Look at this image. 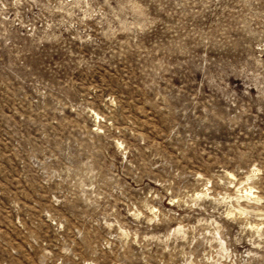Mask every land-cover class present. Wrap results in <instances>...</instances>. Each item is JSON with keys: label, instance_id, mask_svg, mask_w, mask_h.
Returning a JSON list of instances; mask_svg holds the SVG:
<instances>
[{"label": "rangeland", "instance_id": "1", "mask_svg": "<svg viewBox=\"0 0 264 264\" xmlns=\"http://www.w3.org/2000/svg\"><path fill=\"white\" fill-rule=\"evenodd\" d=\"M0 264H264V0H0Z\"/></svg>", "mask_w": 264, "mask_h": 264}, {"label": "bare ground", "instance_id": "2", "mask_svg": "<svg viewBox=\"0 0 264 264\" xmlns=\"http://www.w3.org/2000/svg\"><path fill=\"white\" fill-rule=\"evenodd\" d=\"M251 191H252V190H251V186H250V187H248V189H247L246 192H247L248 194H251Z\"/></svg>", "mask_w": 264, "mask_h": 264}]
</instances>
